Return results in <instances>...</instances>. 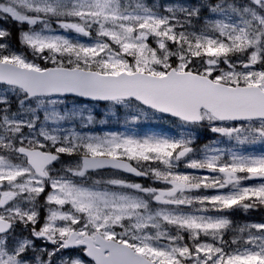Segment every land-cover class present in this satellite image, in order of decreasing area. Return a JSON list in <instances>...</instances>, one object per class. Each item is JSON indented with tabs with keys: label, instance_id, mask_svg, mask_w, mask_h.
<instances>
[{
	"label": "snow or ice",
	"instance_id": "1",
	"mask_svg": "<svg viewBox=\"0 0 264 264\" xmlns=\"http://www.w3.org/2000/svg\"><path fill=\"white\" fill-rule=\"evenodd\" d=\"M0 264H264V0H0Z\"/></svg>",
	"mask_w": 264,
	"mask_h": 264
},
{
	"label": "rangeland",
	"instance_id": "2",
	"mask_svg": "<svg viewBox=\"0 0 264 264\" xmlns=\"http://www.w3.org/2000/svg\"><path fill=\"white\" fill-rule=\"evenodd\" d=\"M149 2H152V0H149ZM162 2H164V0H162ZM109 128H111V130H116V126H108V127L104 128L103 130H109ZM97 130H99V129H97Z\"/></svg>",
	"mask_w": 264,
	"mask_h": 264
}]
</instances>
